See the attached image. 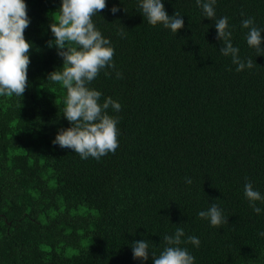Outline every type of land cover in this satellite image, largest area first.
<instances>
[{"label": "trees", "instance_id": "16d2710c", "mask_svg": "<svg viewBox=\"0 0 264 264\" xmlns=\"http://www.w3.org/2000/svg\"><path fill=\"white\" fill-rule=\"evenodd\" d=\"M25 2L28 87L20 102L0 97V264H142L131 243L147 239L158 254L176 227L199 237V248L182 245L196 264H264V213L243 195L246 178L264 193V55L240 24L253 17L264 27V0L215 5L241 58L253 60L240 72L195 0H164L170 16L183 15L176 34L147 24L134 0H107L93 22L111 41L116 73L101 68L90 86L101 103L121 105L109 115L122 123L119 151L100 162L51 143L69 126L59 113L65 90L47 81L62 65L47 47L60 5ZM212 202L228 217L219 227L197 215Z\"/></svg>", "mask_w": 264, "mask_h": 264}, {"label": "clouds", "instance_id": "9594fccd", "mask_svg": "<svg viewBox=\"0 0 264 264\" xmlns=\"http://www.w3.org/2000/svg\"><path fill=\"white\" fill-rule=\"evenodd\" d=\"M123 2V0H121ZM137 14L142 15L151 26L162 25L163 28L176 34L184 27L183 15L175 12L169 15L164 0H134ZM203 18L215 21L217 39L222 41L219 49L221 55L230 57L235 70L240 72L253 67L251 58H241L240 49L234 46L232 31L227 16L216 18L217 0H195ZM107 0H59V8L53 12L48 25L52 38L47 41L48 48H54L62 65L47 74V81L60 84L65 95L59 113L69 122L68 127L58 128L51 143L60 148L71 149L82 159L100 162L110 155L114 156L120 148V119H113L109 112L117 116L122 107L111 99L101 103L102 93L91 87L101 68L116 73L115 50L109 38L105 37L93 22V17L105 9ZM116 14L120 11L117 5L109 9ZM243 17V13L241 14ZM215 18V19H214ZM31 18L27 12L25 0H0V97H15L21 101L28 87V67L31 63L29 49L32 42L26 40L25 30ZM242 29H247L245 40L249 48L258 55H264V27L256 25L253 17L241 19ZM125 39L124 31L118 33ZM117 79H122L116 74ZM185 183L192 180L185 177ZM243 195L254 213H264V193L254 188L246 178ZM259 202V203H258ZM198 217L207 220L212 227H219L228 222L223 209L215 202L197 213ZM264 237V231L258 233ZM163 248L157 254L152 250L147 239L131 243L134 260L146 262L151 254L152 264H196V258L182 245L191 244L200 247L201 241L196 235H186L183 227H176L173 232L162 237Z\"/></svg>", "mask_w": 264, "mask_h": 264}]
</instances>
